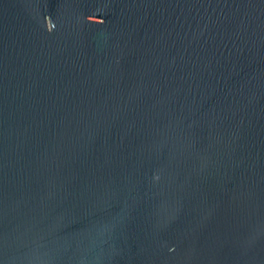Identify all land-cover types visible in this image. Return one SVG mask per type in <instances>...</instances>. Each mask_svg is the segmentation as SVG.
<instances>
[{
  "label": "water",
  "instance_id": "95a60500",
  "mask_svg": "<svg viewBox=\"0 0 264 264\" xmlns=\"http://www.w3.org/2000/svg\"><path fill=\"white\" fill-rule=\"evenodd\" d=\"M0 264H264V0H0Z\"/></svg>",
  "mask_w": 264,
  "mask_h": 264
}]
</instances>
